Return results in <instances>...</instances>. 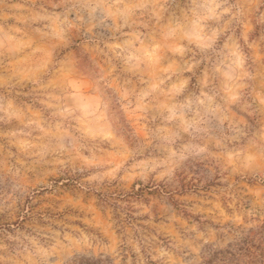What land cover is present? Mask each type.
Returning <instances> with one entry per match:
<instances>
[{
	"label": "rangeland",
	"instance_id": "374dc122",
	"mask_svg": "<svg viewBox=\"0 0 264 264\" xmlns=\"http://www.w3.org/2000/svg\"><path fill=\"white\" fill-rule=\"evenodd\" d=\"M246 242L264 246V0H0V264Z\"/></svg>",
	"mask_w": 264,
	"mask_h": 264
},
{
	"label": "trees",
	"instance_id": "16d2710c",
	"mask_svg": "<svg viewBox=\"0 0 264 264\" xmlns=\"http://www.w3.org/2000/svg\"><path fill=\"white\" fill-rule=\"evenodd\" d=\"M206 264H262L264 263V246H255L246 242L244 245H230L228 248L210 254ZM223 263H220V262ZM70 264H105L103 260L76 258Z\"/></svg>",
	"mask_w": 264,
	"mask_h": 264
}]
</instances>
